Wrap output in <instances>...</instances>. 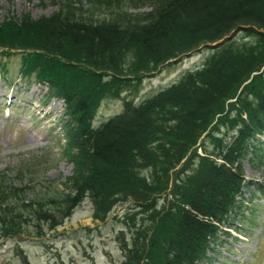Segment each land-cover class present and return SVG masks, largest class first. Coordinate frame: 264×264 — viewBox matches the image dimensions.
I'll use <instances>...</instances> for the list:
<instances>
[{"label":"rangeland","instance_id":"1","mask_svg":"<svg viewBox=\"0 0 264 264\" xmlns=\"http://www.w3.org/2000/svg\"><path fill=\"white\" fill-rule=\"evenodd\" d=\"M166 1L0 0V25L10 19L19 20L24 14L39 18L66 8L90 22L125 25L145 20ZM229 35L232 37L221 45L206 43L164 64L151 63L149 69L136 72L135 47L126 52L116 70L98 68L83 60L42 54L39 62L37 58L33 69L26 73L23 50L0 47V189H10L4 198L0 197V211L8 212L9 221L18 214L15 222L20 223L10 231L0 225V264H151L160 261L166 238L165 222L171 221L168 213L175 182L194 175L199 169L200 157L212 154L220 143L231 142L241 118L246 117L238 107V98L243 96L250 101L257 98L264 88V65L242 84L235 97L227 100L223 112L177 166H171L158 155L144 164L134 158L110 189L109 200L114 204L104 218H98L102 215L98 216L89 195L71 214L66 213L67 198L75 195L71 179L76 168L70 154L78 152L67 135L69 125L78 123V115L73 117L74 112L67 109L65 95L69 93L77 98L88 93L92 103L88 123L97 129L123 112L126 103L142 105L180 83L188 74L202 70L225 50L242 52L252 47L260 50L264 46L260 35L246 29L234 30ZM258 74L262 77L252 84ZM259 143L257 150L243 158V175L247 181L261 183V187L245 189L248 208L244 215L237 214L234 225L222 224L230 235L220 231L217 244L211 245L213 251L201 264H264V135L259 137ZM167 168L169 171L165 174ZM155 169L160 171L162 182L169 175V186L153 193L148 192V186L156 177ZM130 186L139 188L144 197L125 196ZM156 210V223L152 225L151 215ZM38 212H48L52 217L46 218ZM144 224L150 227L147 239L142 235ZM138 240L140 250L135 249Z\"/></svg>","mask_w":264,"mask_h":264},{"label":"trees","instance_id":"2","mask_svg":"<svg viewBox=\"0 0 264 264\" xmlns=\"http://www.w3.org/2000/svg\"><path fill=\"white\" fill-rule=\"evenodd\" d=\"M240 29L260 35L264 43V0H167L145 20L125 25L90 22L78 18L69 8L39 18L24 14L19 20L0 25V47L23 50L24 73L33 69L42 54L116 70L126 52L135 47L136 72L151 63L158 66L178 54L218 42ZM263 65L264 46L242 52L225 50L202 70L188 74L142 105L126 103L123 112L97 129L88 123L92 107L88 93L77 98L67 93V109L74 112L73 117L78 115V123L69 125L67 137L78 152L70 154L76 168L71 179L75 195L67 198L66 213L71 214L89 195L98 216L102 215L98 218H104L114 204L109 200L110 189L134 158L144 164L158 155L177 166L223 112L227 100L235 97L242 84ZM260 77L262 74L254 76L252 84ZM256 96L254 101L238 98V107L246 117L241 118L231 142L220 143L212 154L200 157L197 172L175 182L168 213L171 221L164 227L162 259L151 264H201L213 251L211 245L217 244L219 232L230 235L222 224L234 225L237 214L244 215L248 208L245 189L261 187V183L247 181L243 175V158L260 147L259 137L264 135V88ZM155 174L148 192H160L169 186V175L162 182L158 169ZM139 190L130 186L125 196L144 197ZM9 191L0 189V197ZM156 212L151 215L152 225ZM7 214L0 211L1 227L16 229L20 224L15 222L18 214L11 216V221ZM39 214L52 217L48 212ZM149 229L147 224L142 226L144 239ZM140 242L136 241V250H140Z\"/></svg>","mask_w":264,"mask_h":264},{"label":"water","instance_id":"3","mask_svg":"<svg viewBox=\"0 0 264 264\" xmlns=\"http://www.w3.org/2000/svg\"><path fill=\"white\" fill-rule=\"evenodd\" d=\"M231 37H232V35H229V36H227L226 38H223L222 40H220L219 42L212 44V46L221 45V44H223L227 39H230Z\"/></svg>","mask_w":264,"mask_h":264}]
</instances>
